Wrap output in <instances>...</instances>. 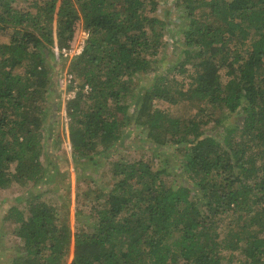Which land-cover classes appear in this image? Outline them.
<instances>
[{
  "label": "trees",
  "instance_id": "trees-1",
  "mask_svg": "<svg viewBox=\"0 0 264 264\" xmlns=\"http://www.w3.org/2000/svg\"><path fill=\"white\" fill-rule=\"evenodd\" d=\"M157 3L0 0V34L12 29L0 42V187L32 185L4 215L19 237L11 264H264V0H177L183 36L171 44ZM81 18L82 50L61 56L81 80L66 103L72 224L70 185L65 202L45 196L59 167L43 160L44 126L60 93L55 33L69 47ZM154 99L196 113L173 116ZM135 126L158 148L176 146L180 183L142 157L113 158ZM104 166L111 181L96 175Z\"/></svg>",
  "mask_w": 264,
  "mask_h": 264
},
{
  "label": "rangeland",
  "instance_id": "rangeland-1",
  "mask_svg": "<svg viewBox=\"0 0 264 264\" xmlns=\"http://www.w3.org/2000/svg\"><path fill=\"white\" fill-rule=\"evenodd\" d=\"M156 12L167 15L168 20L171 22L169 26L165 27L166 39L169 43H172V36L174 38H180L183 33L180 31V20L178 14L181 8L175 3L177 0H157ZM14 4L18 7H24L27 4V0H13ZM55 27V25H54ZM12 29L8 28L0 34V42L7 41L10 37ZM88 36V31L84 29L82 24V18L77 19L69 30V47L81 50L85 44V39ZM57 37L55 33V54H56V70L55 76L57 78V84L59 88V96L57 105L46 110L45 117L51 115L53 117L52 122L44 126L45 131V146L46 152L43 156V160L46 165L53 167L57 164L59 169L51 168L50 177L51 182L48 183L47 192L45 196L58 200L66 201L65 195L67 194L66 187H71V222L74 224V209L76 206V195L78 190V178L76 174V163L73 156V146L70 140V116L66 103L69 98L75 96L79 90V83L81 80L76 78L71 82L66 81L65 71L67 64L64 63L59 55L60 48L57 46ZM20 70H24L19 67ZM69 71V70H68ZM142 74H138L133 80L132 85L134 91L142 92L145 87L142 84ZM182 77V76H178ZM86 90V89H85ZM135 99V98H134ZM134 99L129 102H133ZM156 106L167 110L173 116L191 117L196 113V108L190 105L186 101H179L178 103H170L162 99H154ZM134 105L132 106L133 109ZM130 109V111H132ZM213 126L215 125L212 124ZM209 131H212L209 129ZM50 132V134H49ZM145 131L141 130L139 126H135L132 129L131 135L126 139L125 146L118 149L117 153L113 155V158L123 157L125 159L130 158H144L152 163L154 168L161 169L167 167L171 170L169 173L162 172L166 181L170 184L180 183L181 181L174 174V169L178 171V164L180 163L179 152L176 146H160L159 148L145 139ZM214 133V131H213ZM100 148V146H98ZM97 169V168H96ZM103 169V173L101 174ZM94 171L95 168H94ZM98 177L101 176V181H111L112 176L107 172L106 166L101 168L96 174ZM89 181V180H88ZM95 189V191L101 190L102 187L90 182L83 183L82 188L86 191L89 189ZM32 188V185L21 187L19 184H12L9 187H0V264H11L14 256V250L18 247L19 237L15 233L16 224L5 220L4 215L10 204H19L20 206L25 205L24 195H27L28 190ZM28 192V193H27ZM23 197V198H20ZM73 258V252H71L70 260ZM245 255L242 252H238L234 259H244ZM238 262V261H236Z\"/></svg>",
  "mask_w": 264,
  "mask_h": 264
},
{
  "label": "built area",
  "instance_id": "built-area-1",
  "mask_svg": "<svg viewBox=\"0 0 264 264\" xmlns=\"http://www.w3.org/2000/svg\"><path fill=\"white\" fill-rule=\"evenodd\" d=\"M80 51H81V47H79L78 49L71 48V47H63L62 49L59 50V55H60V57L63 56V57H69L70 58L73 55L78 54ZM65 74L67 77L66 81L71 82L72 78H73V74L68 71V68L66 69ZM88 88H89V86L87 85L85 89L87 90Z\"/></svg>",
  "mask_w": 264,
  "mask_h": 264
}]
</instances>
